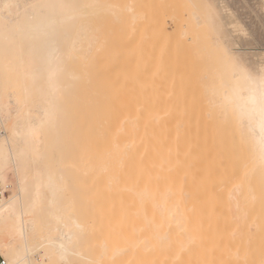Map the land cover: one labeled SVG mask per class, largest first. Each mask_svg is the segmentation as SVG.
Masks as SVG:
<instances>
[{"label": "bare ground", "instance_id": "1", "mask_svg": "<svg viewBox=\"0 0 264 264\" xmlns=\"http://www.w3.org/2000/svg\"><path fill=\"white\" fill-rule=\"evenodd\" d=\"M259 1L264 10V0ZM212 3L217 5L225 30L221 37L216 38L217 53H209L217 56L214 68L216 79L209 91L212 98L209 101L198 99V96L195 100H187L189 93H184L187 99L180 97L168 101L165 94L169 87L167 91H162L163 95L160 94L165 100H152L149 92L146 94L145 91L148 86L146 78L151 81L150 77L155 75L163 81L158 66H154L153 70L146 66L136 72L134 69L125 72L119 69L121 58L117 54L113 58L112 72L103 76L101 55L94 51L99 48L96 42L101 17L109 16L115 22L120 20L119 5L111 0H0V254L8 264H71L73 258L90 259L85 246L98 227L85 225L75 212L80 209L89 214L97 211L108 218L118 210L117 194L123 177L119 168L125 148L122 134L134 133L136 122L140 129H144L131 139V151L135 159L145 156V183L149 194L160 183L154 171L159 164V172H168L167 184L172 185L174 165L196 161L202 151L228 141L234 146L241 144L245 147L246 174L251 189L257 194L253 198L257 201L258 197L261 206L264 200V165L259 158V143L264 139V115L259 105V81L264 77V51L253 53L257 77L248 71L250 80L238 82L231 74V60L234 59L230 58V51L240 53L238 39L248 33L222 0H212ZM40 4L87 7L76 9L71 13L70 20L61 22L64 17L59 9H38L36 6ZM132 17L135 18L136 14ZM200 32V24H195L180 33L184 39L191 34L193 40L197 37L200 39L198 43H201L206 40L201 38L200 35H204ZM178 43L181 44V41ZM205 44L200 45L205 47ZM192 46L189 51L195 50L196 45L192 43ZM126 59L128 63H133L135 54H128ZM125 74L128 82L124 81ZM112 80H115V98L117 96L119 101H126L131 109V122L128 125L118 124L119 134L109 130L104 123L110 116L104 104L111 96L108 88ZM180 89L178 91L184 92ZM171 90V94L176 92L173 88ZM168 94L167 97L171 98ZM182 95L180 92L179 96ZM253 95L255 102L251 99ZM192 96L195 98L194 95L189 98ZM216 110L222 113L219 121L215 118ZM66 116L71 119L67 136L71 149L67 155L64 153ZM237 116H242V123L237 121ZM213 131L219 136H213ZM65 164L71 168L69 175L81 180L82 188L89 196L82 207L75 206L66 196L67 190L73 193L77 190L66 181ZM218 191L217 188L214 193ZM240 192L238 187L236 194ZM236 194H232L235 199ZM258 194H261V202ZM258 204L254 208L257 209ZM262 209L261 212L264 207ZM154 214L155 207L149 203L150 224L154 221ZM133 215L132 212L127 230L117 232V247L104 251L109 258L123 252L125 247L120 246L134 238L144 223L143 219L137 221ZM263 220L260 224L264 227ZM147 236L150 241L155 238V232L150 229ZM158 238L163 254L162 247L167 237L162 234ZM162 254L160 264H163Z\"/></svg>", "mask_w": 264, "mask_h": 264}, {"label": "rangeland", "instance_id": "2", "mask_svg": "<svg viewBox=\"0 0 264 264\" xmlns=\"http://www.w3.org/2000/svg\"><path fill=\"white\" fill-rule=\"evenodd\" d=\"M222 1L234 12L248 33V37L238 39L241 52L237 54L235 50H231L230 58L241 64L251 75L257 77L256 61L253 53L264 51V10L260 1ZM111 2L119 5L120 20L115 22L109 16L103 15L101 17L99 20L101 27L97 32L98 41L96 42L99 48L94 51L101 55L104 77L112 72L113 58L118 54L121 58L119 69L125 72L132 69L136 72L147 67V69L151 68L153 70L154 66L160 68L159 70L162 72L159 73L162 75L161 80L163 79V81H160V77L158 80V76L155 77V75L150 77L152 78L151 81L147 78L145 81L148 85L147 89L152 90L151 93L146 89V94L149 92L148 96L150 95L152 100H165L162 91H167L168 87L170 88L167 91L168 93L171 94L172 88L176 92L171 94V98L170 96L167 97L169 94L164 92L166 100L170 99L172 101L180 99V97L181 99H183L182 97L185 99L188 97L187 100H195L198 96V99L211 100L212 95L209 91L216 79L214 68L217 64V56L209 53L217 51L215 47L216 38L221 37L222 32L225 31L222 26L223 18L217 13V5H214L212 0H111ZM205 3L211 4L216 16L214 33H209L203 20V9L199 7ZM133 14H136L135 18L132 17ZM197 17H199V20ZM195 24H200V33L204 36L199 35L201 38L205 37L206 40L202 41L203 39H201L203 43H198L200 39L197 37H195L197 41L193 40L190 37L191 34L185 37L187 41L181 36L180 32L186 30L187 27L195 26ZM180 41L181 44L178 43ZM204 42L206 46L202 47L201 45ZM177 43L180 45L178 46ZM183 43L189 46H185L186 44ZM192 43L196 45L195 50L189 51L191 47L193 48ZM182 44L186 48H183ZM198 48H201V50ZM128 54H135L134 62L131 64L126 59ZM161 55L164 57H161ZM149 56L151 59H148ZM152 57L156 61H151ZM176 57L177 62L181 64L176 62ZM190 58L194 60L195 64ZM159 60L161 63L158 62ZM147 61L150 65L147 64ZM192 65L195 67H192ZM183 71L186 72L185 74L189 78L187 76L184 78ZM173 72L177 74H173ZM179 75L182 78H179ZM124 76V81L128 82L126 74ZM173 76L175 80L172 78ZM168 78H172L174 83L172 79L171 81ZM153 80H156L158 84L156 81L154 83ZM178 81H181V83ZM114 82L115 80H112L109 84L108 89H110L111 96L106 99L104 104L110 112L108 120H105L104 123H106L109 130L119 134L118 124L128 125L131 122V109L126 101L123 99V101H119L117 96L115 98ZM165 83H168L169 86ZM150 84L152 87L149 88ZM170 85H172V88ZM165 87L167 88L164 89ZM179 87L184 92L178 91ZM153 92L155 93L154 96ZM178 92L179 94L180 92L183 93L184 96H179ZM184 93L194 95L195 98L193 96L189 98L190 95ZM174 95H177V97L174 98ZM215 113L216 121L221 120V111L216 110ZM64 123L66 127L64 153L66 152L67 155L71 149L67 137L69 134L68 126L71 123L69 116H66ZM138 125L136 122L134 133L122 134L125 148L122 155L123 162L119 168L123 177L117 194L119 199L118 210L112 212L108 218H105L102 212L97 211L89 214V212L80 209V211L75 212L76 217L85 222V225L94 228L96 226V229L97 227L98 229L93 231V235H90L91 237H89L85 246L90 259L73 258L71 264H160L162 253L158 236L162 234L167 237L162 247L164 249L162 254L163 264H264V227L260 224L264 219V211L261 212L264 207L262 205L264 200L261 202V194L260 196L258 194L262 206V208H259L261 206L258 204V197L257 201L254 200L257 194L251 189V182L246 174L245 155L247 152L245 147L241 144L234 146L225 141V144L221 146L218 145L199 153L196 161L189 160L174 165L171 171L174 178V184L172 185L167 184L169 183V173L159 172L161 166L159 164L156 168L158 171L155 168L154 171L157 173L160 183H158L157 188L153 187V192L149 194L145 183L147 178L145 176V173L147 174L145 156L142 155L139 160L135 159L131 151V139L135 138L144 129H140ZM218 134L214 132L212 135L217 137ZM239 139L242 142L243 139L241 137ZM64 167L67 169L66 181L68 185L77 190V193H73L71 190L66 191L68 201L74 202L75 206L82 207L89 197L87 191L82 188L79 178H73L69 175L71 168L67 164ZM238 187L241 188V192L236 194ZM217 188L218 193H214ZM10 189L11 186L7 189V194ZM232 194H236L237 199L233 198ZM236 201L238 204H235ZM149 203L155 207L154 221L151 224L148 220ZM255 204L259 205L257 209L254 208V206L256 207ZM69 206L73 208V205ZM254 209L256 210L254 211ZM132 212L137 221L143 219L144 223L141 224L134 238L120 246L125 247L124 251L114 258H109L104 251H112L117 247L115 236L118 231L121 233L127 230L128 224L132 220L130 218ZM256 213L260 216L259 218H257ZM150 229L155 232V238H151L149 241L147 234ZM189 251H192L191 256H189Z\"/></svg>", "mask_w": 264, "mask_h": 264}, {"label": "snow or ice", "instance_id": "3", "mask_svg": "<svg viewBox=\"0 0 264 264\" xmlns=\"http://www.w3.org/2000/svg\"><path fill=\"white\" fill-rule=\"evenodd\" d=\"M38 9H59L61 11V15L64 17V19L61 22H64V20H70L72 18L71 13L74 12L76 9L80 7H87V6H80V5H73V4H59V5H53V4H40L36 6ZM203 9V20L205 23V26L208 28L209 33L215 32V13L212 10L211 4H203L199 6ZM67 13V15H65ZM199 20V17H197ZM231 74L233 77L237 79V81H248L250 80V77L247 74V69H245L241 64H239L235 60H231ZM253 102H255L256 97L253 95L251 97ZM259 105H260V111L261 114L264 115V77L260 78L259 81ZM238 122L242 123V116L236 117ZM259 158L261 161V164L264 165V139H261L259 143Z\"/></svg>", "mask_w": 264, "mask_h": 264}, {"label": "built area", "instance_id": "4", "mask_svg": "<svg viewBox=\"0 0 264 264\" xmlns=\"http://www.w3.org/2000/svg\"><path fill=\"white\" fill-rule=\"evenodd\" d=\"M0 264H8L7 260L0 254Z\"/></svg>", "mask_w": 264, "mask_h": 264}]
</instances>
